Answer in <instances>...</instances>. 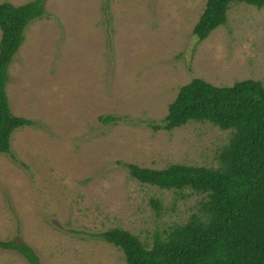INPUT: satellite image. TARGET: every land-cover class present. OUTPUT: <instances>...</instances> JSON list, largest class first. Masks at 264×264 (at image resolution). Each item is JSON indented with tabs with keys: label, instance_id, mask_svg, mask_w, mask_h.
<instances>
[{
	"label": "rangeland",
	"instance_id": "374dc122",
	"mask_svg": "<svg viewBox=\"0 0 264 264\" xmlns=\"http://www.w3.org/2000/svg\"><path fill=\"white\" fill-rule=\"evenodd\" d=\"M204 1H43L7 67L10 110L33 123L12 130L15 159L0 152V239L19 235L42 264H127L96 234L118 226L150 243L187 217L199 194L172 208L173 191L131 177L124 163L217 165L228 129L152 124L194 76L264 84V5L231 4L226 21L198 39L192 28ZM108 114L116 119L100 120ZM0 264L29 262L0 247Z\"/></svg>",
	"mask_w": 264,
	"mask_h": 264
},
{
	"label": "trees",
	"instance_id": "16d2710c",
	"mask_svg": "<svg viewBox=\"0 0 264 264\" xmlns=\"http://www.w3.org/2000/svg\"><path fill=\"white\" fill-rule=\"evenodd\" d=\"M43 1L0 2V152L14 159L10 134L33 120L10 110L7 67L28 22L43 14ZM240 1L264 5V0H205L192 32L204 38L226 21L230 5ZM99 118L104 122L116 119L111 114ZM190 120L228 129L227 140L216 152L217 165L171 162L157 168L124 163L131 177L173 191L172 208L175 200L199 194L187 217L155 231L150 243L118 226L96 235L118 246L127 264H264L263 82L244 78L219 85L194 76L179 85L161 122L152 127L170 130ZM150 203L156 213L161 211L158 198H150ZM0 247L17 250L29 264H42L19 235L0 239Z\"/></svg>",
	"mask_w": 264,
	"mask_h": 264
}]
</instances>
